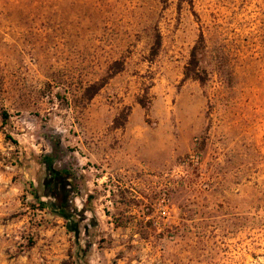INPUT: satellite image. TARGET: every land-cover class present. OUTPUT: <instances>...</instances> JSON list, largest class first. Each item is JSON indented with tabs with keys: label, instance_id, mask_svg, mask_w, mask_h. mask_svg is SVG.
Wrapping results in <instances>:
<instances>
[{
	"label": "rangeland",
	"instance_id": "rangeland-1",
	"mask_svg": "<svg viewBox=\"0 0 264 264\" xmlns=\"http://www.w3.org/2000/svg\"><path fill=\"white\" fill-rule=\"evenodd\" d=\"M0 264H264V0H0Z\"/></svg>",
	"mask_w": 264,
	"mask_h": 264
},
{
	"label": "trees",
	"instance_id": "trees-1",
	"mask_svg": "<svg viewBox=\"0 0 264 264\" xmlns=\"http://www.w3.org/2000/svg\"><path fill=\"white\" fill-rule=\"evenodd\" d=\"M180 1H185V2H188V3H191V0H180ZM160 37L159 35H157V40L155 42V45L152 47V50H153V53H156L157 52V48L158 46L160 45V41H159V38ZM203 38L201 36L200 38V41H202ZM197 48L198 46H194L193 49H192V53H191V59L189 61V64L186 66V75H189L190 73V68H191V65L194 64V62L196 61V56H197ZM8 119V115L5 111L2 112V120L3 121H6ZM43 162L51 169V166H52V158L49 156V155H45L43 157ZM55 177V176H54ZM57 177H55L56 179Z\"/></svg>",
	"mask_w": 264,
	"mask_h": 264
}]
</instances>
